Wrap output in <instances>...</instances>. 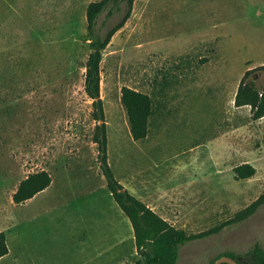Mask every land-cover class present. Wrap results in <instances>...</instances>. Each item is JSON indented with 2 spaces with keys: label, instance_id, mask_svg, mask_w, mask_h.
Instances as JSON below:
<instances>
[{
  "label": "rangeland",
  "instance_id": "374dc122",
  "mask_svg": "<svg viewBox=\"0 0 264 264\" xmlns=\"http://www.w3.org/2000/svg\"><path fill=\"white\" fill-rule=\"evenodd\" d=\"M90 1L0 0V224H14L8 237L16 251L30 237L56 239L42 252L60 264L94 255L95 244L81 254L77 242L91 237L107 248L123 234L121 264H131L139 258L133 230L99 167L84 92ZM103 18L101 33L119 16L101 26ZM263 64L264 0H135L100 63L115 179L188 234L248 206L264 193V115L254 117L234 97L244 72ZM256 72L262 88L264 70ZM123 86L151 98L143 140L131 137ZM245 162L255 173L235 179L233 168ZM40 170L53 180L48 190L15 204L19 182ZM37 224L53 229L45 235ZM255 243L264 249V203L243 221L180 245L177 264H208Z\"/></svg>",
  "mask_w": 264,
  "mask_h": 264
},
{
  "label": "trees",
  "instance_id": "16d2710c",
  "mask_svg": "<svg viewBox=\"0 0 264 264\" xmlns=\"http://www.w3.org/2000/svg\"><path fill=\"white\" fill-rule=\"evenodd\" d=\"M134 1L95 0L87 4L85 19L90 51L84 64V92L91 99V117L95 122L93 141L97 144L99 167L105 178L107 189L128 218L133 230L134 245L139 258L131 264H177L180 245L193 239L217 233L225 226L243 221L264 203V193L248 206L237 211L233 217L206 230L188 234L183 228L176 227L161 217L115 179L107 163L106 124L103 102L100 97V63L103 50L110 42L112 35L123 27L129 18ZM102 14H104V18L101 26H104L110 18L119 16V19L109 25L104 33H101L100 27L97 26ZM259 70H264V64L244 72L234 97V104L236 106L249 105L254 117L264 115V87L258 88L256 86L252 74ZM120 101L127 116L132 139L135 141L143 140L147 136L148 121L152 114L151 98L144 92L123 86ZM233 171L235 179H244L252 176L255 173V168L245 162L235 166ZM50 181V175L46 170L29 174L19 182L13 192V202L19 204L31 198L35 193L46 188ZM7 251L5 234L0 231V257ZM221 255L234 258L239 264H244L245 261L249 264H264V249L259 243H255L241 254L232 251L221 252L212 258L208 264H213L214 260Z\"/></svg>",
  "mask_w": 264,
  "mask_h": 264
},
{
  "label": "crops",
  "instance_id": "0c3cea01",
  "mask_svg": "<svg viewBox=\"0 0 264 264\" xmlns=\"http://www.w3.org/2000/svg\"><path fill=\"white\" fill-rule=\"evenodd\" d=\"M52 182L53 180L50 181L49 185L46 188L38 191L29 199H34L37 197L38 194L47 191L48 187H50ZM123 186L127 189L125 185ZM146 205L148 204L146 203ZM148 206L152 210L157 212L161 217L166 219L169 223L175 226L176 224L175 220H173L171 217H168V215L165 212H160L155 208V206H150V205ZM37 225L41 226V230L45 235L51 233V230L53 229L52 224H37ZM105 225L110 226V224H105ZM13 226L14 224H0V231L4 232L5 234V240L8 248L7 253L0 257V264H60L59 260L56 258L55 255L51 257L43 254L45 250L49 249L50 246L53 245L56 239L52 240L50 238L30 237L27 241L25 239L23 240L20 246L21 248L19 249L20 252L18 250L16 251L15 249L11 248L9 244L8 232L13 230ZM98 226H100V224H93V228H97V230H98ZM13 234L14 233H12V235ZM12 238H14V235L12 236ZM90 240L91 242L88 243H86L84 240L81 243L77 242L78 245L77 251L83 254L87 251L88 244H90L91 246L95 244V248L93 249L94 255L92 257L84 259V261L79 262L77 264H121L122 262L124 263L125 241L123 234L119 235L118 233L117 237L112 239L111 242L107 244L106 246L107 248H105L104 245L96 244L95 243L96 239L93 240L90 237ZM35 250L39 251V256L38 254L34 255Z\"/></svg>",
  "mask_w": 264,
  "mask_h": 264
},
{
  "label": "water",
  "instance_id": "95a60500",
  "mask_svg": "<svg viewBox=\"0 0 264 264\" xmlns=\"http://www.w3.org/2000/svg\"><path fill=\"white\" fill-rule=\"evenodd\" d=\"M221 263L239 264L234 258H231L227 255H221L218 258H216L213 262V264H221Z\"/></svg>",
  "mask_w": 264,
  "mask_h": 264
},
{
  "label": "flooded vegetation",
  "instance_id": "af4514ba",
  "mask_svg": "<svg viewBox=\"0 0 264 264\" xmlns=\"http://www.w3.org/2000/svg\"><path fill=\"white\" fill-rule=\"evenodd\" d=\"M257 73V72H256Z\"/></svg>",
  "mask_w": 264,
  "mask_h": 264
}]
</instances>
